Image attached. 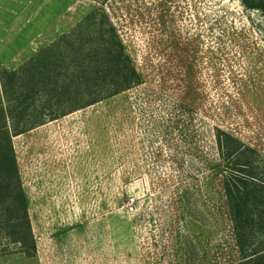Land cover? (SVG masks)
Segmentation results:
<instances>
[{"label":"rangeland","instance_id":"374dc122","mask_svg":"<svg viewBox=\"0 0 264 264\" xmlns=\"http://www.w3.org/2000/svg\"><path fill=\"white\" fill-rule=\"evenodd\" d=\"M195 37L221 125L264 159L260 12L238 0H0V64L39 83L21 106L1 101L4 110L31 111L17 117L29 127L11 142L36 251L28 258L0 239V264L220 262L225 240L207 230L203 195L193 220L172 231L156 217L131 224L132 201L148 193L147 181L121 177L109 101L79 108L93 89L78 82L94 79L100 49L121 44L139 66L169 41Z\"/></svg>","mask_w":264,"mask_h":264},{"label":"trees","instance_id":"16d2710c","mask_svg":"<svg viewBox=\"0 0 264 264\" xmlns=\"http://www.w3.org/2000/svg\"><path fill=\"white\" fill-rule=\"evenodd\" d=\"M238 1L264 16V0ZM200 51L198 37L173 39L138 66L121 44L100 49L96 76L78 82L82 90L93 89L81 95L79 108L109 101L121 177L147 181L148 193L132 201L133 226L156 217L172 231L186 216L193 220L192 208L203 195L207 230L225 240L215 264H264V159L221 125L200 78ZM20 72L0 64V239L31 258L36 246L11 142L28 130L19 123L31 111L1 105L5 99L21 106L38 86Z\"/></svg>","mask_w":264,"mask_h":264}]
</instances>
